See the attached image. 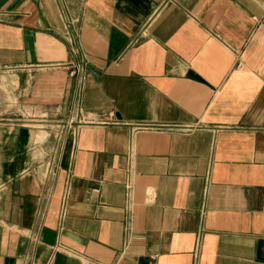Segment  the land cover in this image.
<instances>
[{
    "label": "crops",
    "instance_id": "0c3cea01",
    "mask_svg": "<svg viewBox=\"0 0 264 264\" xmlns=\"http://www.w3.org/2000/svg\"><path fill=\"white\" fill-rule=\"evenodd\" d=\"M0 264H264V0H0Z\"/></svg>",
    "mask_w": 264,
    "mask_h": 264
},
{
    "label": "built area",
    "instance_id": "2783aa9c",
    "mask_svg": "<svg viewBox=\"0 0 264 264\" xmlns=\"http://www.w3.org/2000/svg\"><path fill=\"white\" fill-rule=\"evenodd\" d=\"M75 51L78 52V48L77 47H75ZM70 74L71 75H78L79 79L80 80H83L84 77H85L84 65L81 64V65L75 66L74 69L71 70ZM126 171L128 173V176H129L128 183H127V188L130 189V181H131L130 176L133 173V170L131 168V165H129L127 167Z\"/></svg>",
    "mask_w": 264,
    "mask_h": 264
}]
</instances>
